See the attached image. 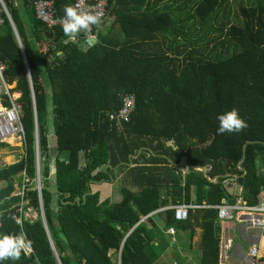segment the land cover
Returning a JSON list of instances; mask_svg holds the SVG:
<instances>
[{
  "label": "trees",
  "instance_id": "trees-1",
  "mask_svg": "<svg viewBox=\"0 0 264 264\" xmlns=\"http://www.w3.org/2000/svg\"><path fill=\"white\" fill-rule=\"evenodd\" d=\"M2 1L21 45L1 10L0 64L10 92L19 94L25 150L15 162H0V233L23 232L32 242V255L5 264H34L33 257L39 264H153L171 243L163 230L192 236L194 227L201 229L198 264H223L215 206L237 199L254 206L264 196V0H192V39L184 6L175 17L143 0L139 15L164 27L125 41L94 27L96 41L87 49L83 33L49 30L29 0ZM118 2L111 0L108 12ZM68 5L73 0H55L57 15ZM187 16L189 25L190 6ZM121 17L109 34L116 24L128 34ZM128 93L135 108L124 122L117 112ZM34 107L47 232L30 189ZM232 108L247 127L217 134L216 116ZM182 157L187 167L179 164ZM19 203L36 213L21 225L11 218ZM176 204L201 207L175 220L170 207ZM163 207L161 230L151 214ZM250 261L264 264V255Z\"/></svg>",
  "mask_w": 264,
  "mask_h": 264
},
{
  "label": "crops",
  "instance_id": "crops-1",
  "mask_svg": "<svg viewBox=\"0 0 264 264\" xmlns=\"http://www.w3.org/2000/svg\"><path fill=\"white\" fill-rule=\"evenodd\" d=\"M143 0H120L108 12L104 22L100 24L98 32H104L111 38L119 41H125L128 37H133V33L139 36L147 37L155 33V29L164 27V22L160 19L147 18L146 15L141 17L139 9H144L145 4H141ZM152 9L161 12L163 9L169 15L176 17L179 9L185 8V32L190 38H193V20L192 6L193 1L190 0H150ZM180 6V7H179ZM188 6H190V21L188 25ZM109 10V11H110ZM154 13V12H153ZM121 17L122 24L126 27L128 34L124 31L118 32L119 24L115 25L114 33L109 34V25L113 23L116 17ZM174 17V18H175ZM157 20V21H156ZM118 22V20H117ZM188 26L190 30H188ZM138 28L137 30H135ZM156 34V33H155ZM95 35V34H94ZM160 38V37H159ZM93 41V40H92ZM96 41V38H95ZM93 41L92 43H95ZM18 93L15 96L18 97ZM167 207L160 208L151 214V217L157 227L162 230L164 226L163 212ZM251 217V216H250ZM255 216L251 217L254 218ZM249 221V216L243 217L239 221H221L220 239H221V262L223 264H255L250 261L248 250L254 245L257 247V254L264 255V230L254 227ZM164 235L170 239L171 243L159 258L153 264H198L200 257V233L199 227H194L191 232L185 229L174 228V233L169 234L167 230H163Z\"/></svg>",
  "mask_w": 264,
  "mask_h": 264
},
{
  "label": "built area",
  "instance_id": "built-area-1",
  "mask_svg": "<svg viewBox=\"0 0 264 264\" xmlns=\"http://www.w3.org/2000/svg\"><path fill=\"white\" fill-rule=\"evenodd\" d=\"M111 0H73V5L78 9L90 11L92 13H98L101 21L107 16L108 8ZM30 5L33 8L35 17L41 21L49 30L55 27L62 29V18L57 15L55 9V0H29ZM2 10L0 6V11ZM3 11V10H2ZM2 20L0 17V24ZM93 26L87 32H83L81 45L84 49L89 48L95 39V35L92 32ZM4 66L0 64V143L7 144L11 147L21 148L20 156L24 154L25 150V138L24 131L21 124V108L16 103L15 93L10 92V86L5 82L3 78ZM135 108V97L133 94H125L122 98V105L117 112V117L124 122L130 120L131 114ZM15 194L22 197L23 190L17 188ZM19 208L17 213L11 215V218L16 224L21 225L22 217L24 219H33L29 215L30 208L22 211V203L18 204ZM200 205L195 204H176L171 206L173 209V217L175 220H184L187 218L188 210L199 208ZM217 210V221H230L237 219L241 220L243 217L249 216V221L252 226L258 227L264 230V196L261 195L259 204L254 206H247L240 202L239 199L235 203L229 204L225 201H221L219 205L215 206ZM255 216L254 218L251 217ZM169 234L174 233V228L167 230ZM249 257H256L257 247L252 245L248 250Z\"/></svg>",
  "mask_w": 264,
  "mask_h": 264
},
{
  "label": "clouds",
  "instance_id": "clouds-1",
  "mask_svg": "<svg viewBox=\"0 0 264 264\" xmlns=\"http://www.w3.org/2000/svg\"><path fill=\"white\" fill-rule=\"evenodd\" d=\"M62 31L65 36L73 37L79 33L87 32L93 26L101 24L98 13H92L78 9L74 5L65 6L63 9ZM218 121L217 134L239 133L247 127L236 108L224 111L216 116ZM32 242L28 240L23 232L17 234L0 233V264L5 261H18L21 256L32 255ZM34 264H39L37 258L33 257Z\"/></svg>",
  "mask_w": 264,
  "mask_h": 264
},
{
  "label": "water",
  "instance_id": "water-1",
  "mask_svg": "<svg viewBox=\"0 0 264 264\" xmlns=\"http://www.w3.org/2000/svg\"><path fill=\"white\" fill-rule=\"evenodd\" d=\"M0 6H1L3 12L5 13L6 18L9 21V23H10V25H11V27H12L15 35H16V39H17V42H18L19 46L21 47L20 42H19L18 37H17V34H16V31H15V28H14V25H13V22H12V20L10 18V15L8 13V10L5 7V5H4L2 0H0ZM44 35H45V38H47V39H52V37H53V34L50 31L45 32ZM93 41H95V39H93ZM31 90H32V88H31ZM34 134H35V152H36V185L31 187L30 189L37 191L38 201H39V214H40L41 220L43 222L44 228L46 229V232H47L45 218H44V214H43V210H42L41 196H40V188L41 187H40V184H39L38 153H37L38 152V148H37V123H36L35 107H34ZM179 164L182 165V166H186L187 167V165L185 163V160H184V157H182L181 162ZM193 168L201 170L202 172L206 171V169L203 168V167H199V168L198 167H193ZM48 239H50L49 236H48Z\"/></svg>",
  "mask_w": 264,
  "mask_h": 264
},
{
  "label": "rangeland",
  "instance_id": "rangeland-1",
  "mask_svg": "<svg viewBox=\"0 0 264 264\" xmlns=\"http://www.w3.org/2000/svg\"><path fill=\"white\" fill-rule=\"evenodd\" d=\"M14 2L18 3V0H14ZM233 8L235 10H237V3H234ZM10 87H12V86H10ZM49 144H50L51 154L48 157V159L51 158V160H52V157L54 156V151H55L53 134H49ZM20 151H21V148H19L17 146H15V147H11L9 145L4 146L3 148L0 149V162L5 163V164H10L12 162H15V160H17L20 156ZM16 190H17V187L15 188V191ZM112 190H113L114 200L118 199L119 194L117 193L118 192L117 191V185L114 184ZM29 215L31 217H36V213L32 209L30 210ZM236 264H239V263H236Z\"/></svg>",
  "mask_w": 264,
  "mask_h": 264
}]
</instances>
